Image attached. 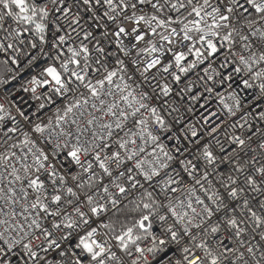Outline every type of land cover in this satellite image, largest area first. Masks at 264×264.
<instances>
[{
	"label": "snow or ice",
	"instance_id": "snow-or-ice-1",
	"mask_svg": "<svg viewBox=\"0 0 264 264\" xmlns=\"http://www.w3.org/2000/svg\"><path fill=\"white\" fill-rule=\"evenodd\" d=\"M0 264H264V0H0Z\"/></svg>",
	"mask_w": 264,
	"mask_h": 264
}]
</instances>
